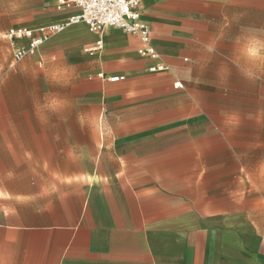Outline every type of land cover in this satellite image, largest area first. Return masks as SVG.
I'll list each match as a JSON object with an SVG mask.
<instances>
[{
	"label": "crops",
	"instance_id": "obj_1",
	"mask_svg": "<svg viewBox=\"0 0 264 264\" xmlns=\"http://www.w3.org/2000/svg\"><path fill=\"white\" fill-rule=\"evenodd\" d=\"M139 12L155 59L135 35L78 23L16 61L27 42L9 29L77 10L0 0V264H264L215 128L224 94L245 92L233 79L264 77V3L140 0Z\"/></svg>",
	"mask_w": 264,
	"mask_h": 264
},
{
	"label": "rangeland",
	"instance_id": "obj_2",
	"mask_svg": "<svg viewBox=\"0 0 264 264\" xmlns=\"http://www.w3.org/2000/svg\"><path fill=\"white\" fill-rule=\"evenodd\" d=\"M260 18L264 19L263 12ZM233 81H239L245 92L224 94L220 116L215 117V128L229 134L226 143L237 155L234 166L230 168L229 191L238 208L264 234V77L259 84H250L248 79L243 78H234ZM243 81L244 86L241 85ZM59 89L54 87V94ZM72 101L75 99H70ZM85 112L88 115L87 106ZM70 115L75 116V110ZM232 162L233 158L230 157V164Z\"/></svg>",
	"mask_w": 264,
	"mask_h": 264
},
{
	"label": "built area",
	"instance_id": "obj_3",
	"mask_svg": "<svg viewBox=\"0 0 264 264\" xmlns=\"http://www.w3.org/2000/svg\"><path fill=\"white\" fill-rule=\"evenodd\" d=\"M140 0H55L57 10L75 9L77 13L71 15L61 24H55L38 29L12 28L6 36L15 46L16 42L25 40L24 47L14 50L13 58L16 61L28 55H34L37 48L50 37L61 33L67 27L83 23L91 32L101 34L106 28H118L128 34L139 37L143 46L138 49L142 57L157 58L156 52L149 46V36L146 25L142 22L139 12ZM102 49V42L95 43L90 51ZM162 67L152 68L151 71ZM123 77H113L109 82H119ZM175 87H181L175 84Z\"/></svg>",
	"mask_w": 264,
	"mask_h": 264
}]
</instances>
